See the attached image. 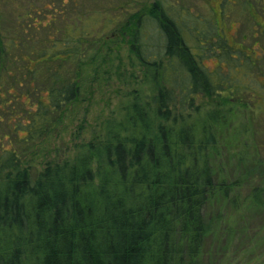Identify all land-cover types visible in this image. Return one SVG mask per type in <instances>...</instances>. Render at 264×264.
Masks as SVG:
<instances>
[{
	"label": "trees",
	"instance_id": "1",
	"mask_svg": "<svg viewBox=\"0 0 264 264\" xmlns=\"http://www.w3.org/2000/svg\"><path fill=\"white\" fill-rule=\"evenodd\" d=\"M148 19L165 37L155 57L142 37ZM130 21L136 25L130 45L154 92L134 93L98 137L40 171L23 158L80 102L88 41L48 36L38 51L25 26L8 45L0 38V264H227L237 230L231 223L220 228L210 206L228 202L236 217L264 208V181L249 172L231 178L226 170L231 162L233 174L244 165L264 167V158L251 157L244 143L227 164L222 152L234 128L232 106L255 112L253 93L228 75L244 64L229 56L225 77L208 71L160 1ZM246 64L251 73L258 62ZM200 95L216 105H196ZM244 226L239 231L247 235ZM214 237L224 242L213 249Z\"/></svg>",
	"mask_w": 264,
	"mask_h": 264
},
{
	"label": "rangeland",
	"instance_id": "2",
	"mask_svg": "<svg viewBox=\"0 0 264 264\" xmlns=\"http://www.w3.org/2000/svg\"><path fill=\"white\" fill-rule=\"evenodd\" d=\"M157 1L164 14L180 28L187 44L203 55L208 71L225 77L229 56L236 57L238 65L244 64L240 70H229L228 75L231 84L253 93L250 100L256 113L232 106L236 110L229 119L234 128L225 133L226 147L222 152L227 164V159L232 161L244 143L251 157L264 158V0H0V38L5 45L22 26L27 30L25 37L38 40V51L46 47L48 36L50 40L64 37L75 40L80 36L88 41L80 72V102L66 114L49 138L34 150L29 149L23 158L24 165L31 163L40 171L47 161L70 158L77 145L98 137L107 120L125 106L134 93L154 92L151 73L146 77L147 72L139 66L130 45L136 36V25L130 17L135 13L147 16ZM148 20L142 37L155 57L165 37L159 32L158 22ZM29 25L32 27L27 28ZM98 38V43L93 45L92 40ZM223 44L231 47L227 53L220 48ZM15 54H19L18 50ZM248 62L250 66L258 62L252 67V74L246 71ZM179 89L180 86L177 91ZM196 105L210 108L216 102L200 95ZM244 125L247 133L242 135L240 127ZM235 165L236 162H231L227 166L229 177L237 179L249 172L250 176L257 175L258 180L264 181V167L253 169L244 165L233 174ZM242 195H246V190ZM228 204L213 203L209 212L219 219L220 228L231 223L237 230L227 264H264V230L258 231L264 227V208H249L236 217ZM243 221L249 230L247 235L239 231L245 227ZM255 233L258 242L247 252L249 239ZM220 240L223 238L214 237L213 243L210 240L208 245L214 249ZM222 262L219 259L215 264H225Z\"/></svg>",
	"mask_w": 264,
	"mask_h": 264
}]
</instances>
